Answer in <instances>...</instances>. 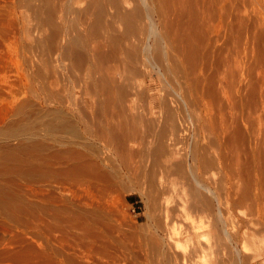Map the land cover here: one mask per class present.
<instances>
[{
  "label": "bare ground",
  "instance_id": "1",
  "mask_svg": "<svg viewBox=\"0 0 264 264\" xmlns=\"http://www.w3.org/2000/svg\"><path fill=\"white\" fill-rule=\"evenodd\" d=\"M13 4L41 55L0 126V264H251L264 0ZM125 180L139 235L115 206Z\"/></svg>",
  "mask_w": 264,
  "mask_h": 264
},
{
  "label": "rangeland",
  "instance_id": "2",
  "mask_svg": "<svg viewBox=\"0 0 264 264\" xmlns=\"http://www.w3.org/2000/svg\"><path fill=\"white\" fill-rule=\"evenodd\" d=\"M23 10V8L22 10L16 9L13 0H0V126L3 122L13 119L11 116L13 105L11 93L14 89V91H18V88L21 89L27 83L29 80L28 74L31 71V69L29 71V68L37 64L35 59H40L41 55V51L35 43L24 38L22 27L24 23L19 15ZM35 52H38V54L35 55ZM124 184L123 188L125 190L121 188L120 192H117L119 195H116L117 200L115 203L117 204L115 206L117 205L116 209H118L126 233L139 235L141 234L139 233L140 228L148 224L147 213L149 210H147L146 199L142 198L141 189L136 184H131L127 180ZM141 225L143 226L141 227ZM248 243V255L252 258L251 264H264V234L249 237Z\"/></svg>",
  "mask_w": 264,
  "mask_h": 264
}]
</instances>
